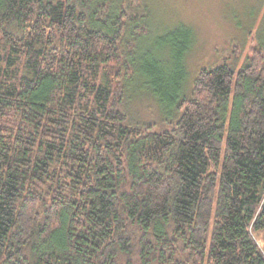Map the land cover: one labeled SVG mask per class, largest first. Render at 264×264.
<instances>
[{
	"label": "trees",
	"instance_id": "trees-1",
	"mask_svg": "<svg viewBox=\"0 0 264 264\" xmlns=\"http://www.w3.org/2000/svg\"><path fill=\"white\" fill-rule=\"evenodd\" d=\"M125 1L0 0V264H264V32L188 96L155 85V132L120 111L149 31ZM193 40L142 72L178 88Z\"/></svg>",
	"mask_w": 264,
	"mask_h": 264
},
{
	"label": "rangeland",
	"instance_id": "rangeland-1",
	"mask_svg": "<svg viewBox=\"0 0 264 264\" xmlns=\"http://www.w3.org/2000/svg\"><path fill=\"white\" fill-rule=\"evenodd\" d=\"M140 1L147 7L149 31L136 41V72L125 83V98L120 111L131 125L151 128L155 132L172 130L176 123L172 120L174 106L160 104L155 85L174 102L189 95L200 70L231 59L232 47H237L239 55L232 63L241 66L264 32V0ZM125 6L127 17L132 16V1L126 0ZM180 26L190 29L194 35L185 56L187 76L183 83H179V89L174 83H153L152 80L157 81L156 74L152 72L147 76L142 68L146 64L144 68L150 73L148 64L158 62L155 65H160L162 73L171 76L172 46L169 42L171 32ZM257 240L264 252V234L260 233Z\"/></svg>",
	"mask_w": 264,
	"mask_h": 264
}]
</instances>
